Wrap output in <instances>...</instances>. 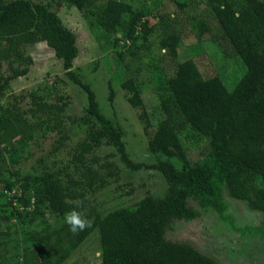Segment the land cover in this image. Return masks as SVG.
<instances>
[{
	"label": "trees",
	"instance_id": "obj_1",
	"mask_svg": "<svg viewBox=\"0 0 264 264\" xmlns=\"http://www.w3.org/2000/svg\"><path fill=\"white\" fill-rule=\"evenodd\" d=\"M60 1L76 8L92 32L113 36V44L120 41L129 45L127 48L134 47L139 39L146 43L156 27L148 26L149 9H132L130 2L135 0ZM260 1L236 6L235 0H204L236 62L233 71L237 76L232 78L231 89L219 73L204 77L191 58L177 61L180 34L168 15L155 16L157 24L163 21L158 54L176 61L173 71L167 73L161 61L151 57L149 85L157 113L147 109L144 87L137 78L120 79L127 102L139 109L138 120L148 135L147 151L154 163L146 166L131 161L121 130L102 114L91 87L71 69L78 56L76 38L50 5L0 0V240H8L13 245L11 250L16 251L6 252V243L0 241V264H63L71 255L73 234L66 222L42 234L27 228L42 226L47 222L46 215L65 217L76 202H83L77 211L85 210L86 192L100 189L107 182L106 176L114 174L112 163L94 168V159L87 158L103 141L116 150L125 167H146L160 173L167 182L166 190L161 197L147 195L105 215L90 214L87 218L93 226L77 236L85 239L98 233L103 264H216L188 244L166 240L165 232L173 221H192L201 212H212L232 226L224 189L230 198L264 213V0ZM193 25L198 26L199 33L204 32L200 22ZM39 42L54 52L67 79L87 99L78 119L86 135L77 143L70 166L52 168L44 159H38L30 172H24L14 167L27 159L40 137L47 133L59 135L53 153L66 141L61 118V110L68 105L66 96L57 95L58 104H51L34 93L8 95L10 83L28 74L31 60L24 55V48ZM125 70L119 63L110 79L124 76ZM113 96L109 87V101ZM27 99L29 103L24 105ZM203 142H207L204 148L200 147ZM197 146L200 148L193 160L190 152ZM72 169L77 175L71 173ZM99 170H106L107 175ZM190 201L200 210L194 209ZM239 231L242 238L251 234L262 237L264 219L263 225Z\"/></svg>",
	"mask_w": 264,
	"mask_h": 264
},
{
	"label": "rangeland",
	"instance_id": "obj_2",
	"mask_svg": "<svg viewBox=\"0 0 264 264\" xmlns=\"http://www.w3.org/2000/svg\"><path fill=\"white\" fill-rule=\"evenodd\" d=\"M29 1L50 5V9L57 13L62 24L74 33L78 56L73 61L71 69L85 84L91 87L102 114L121 130L126 151L133 163L150 166L154 163V157L147 151L148 135L138 120L140 111L132 108L127 102V93L121 89L120 79L125 76L137 78L144 87H142V93L147 109L156 112L154 91L149 85L151 72H148V67L152 63L151 57L155 56L159 59L160 66L167 73L173 71L176 62L166 56L160 57L158 54V41L163 35V21L157 24L155 16L159 18L168 15L172 19L175 32L180 34L181 45L177 52V61L191 58L204 77L219 73L225 84L228 85V89L234 87L232 78L237 76L233 71V65L236 63L233 59L234 56L226 49L227 46L221 37L219 26L209 13L204 0L131 1L133 10L138 9L139 6L150 10L151 12L146 18L148 26L151 27L154 24L156 26L146 43L139 39L132 48H127L129 45L126 47L120 41L113 44L114 37H105L101 31L92 32L81 13L74 7H67L60 0ZM254 2L261 1L235 0L236 6L246 3L256 5ZM181 4L184 6L180 8ZM128 17L129 15H126V18ZM199 22L204 28L202 33H199L198 26H192V23ZM120 36L119 33L117 37L120 38ZM221 50L227 51L230 56H224ZM24 55L29 56L31 60L28 74L10 83L8 95L34 93L51 104H58L55 99L57 95L66 96L64 101L68 105L61 110L63 135L66 136V141L59 146L58 152L53 153L54 147L58 146L54 143L59 139V135L47 133L44 137H40L37 144L30 149L27 159L14 168L30 172L31 166L38 159H44L52 168L61 169L64 166H70L77 143L86 135V128L79 125L78 119L84 113L87 99L83 96L81 89L67 79L62 62L55 57L54 52L45 43L39 42L33 46H27L24 48ZM119 63L126 68L125 75L120 76L117 80H111V74ZM3 71L6 73L5 66ZM152 84L155 85V83ZM109 87L114 93L112 101H109L108 98ZM27 102L29 103V99L24 102V105ZM151 133L152 129L149 130V134ZM206 143H201L200 147L204 148ZM200 147L197 146L191 150V159L196 158ZM88 157L94 159L92 165L94 168L112 163L114 174L107 177L106 170H99L102 175L106 176L107 182L100 189L86 192L85 210L81 212L86 218L90 214L105 215L111 210L132 205L147 195L157 198L165 193L167 182L160 173L146 167L138 170L125 167L119 161L116 150L107 145L105 141ZM74 172L75 170L72 169L71 173L77 175ZM95 186L96 184H94ZM223 196L228 204V213L233 219L232 226L226 225L212 212H201L199 218L192 221H173L166 229L165 239L188 244L201 254L211 258L216 264H264V236L251 234L242 238L239 231L245 227L254 228L263 225L264 213L252 211L246 203L230 198L225 189ZM190 205L194 209L200 210L195 202L190 201ZM42 209L45 211L44 207ZM44 218L47 222L42 223V226L38 224L30 229L27 228V230L34 229L42 234L44 231L50 232L59 228L65 222V217L57 218L54 215H46ZM1 242L6 243V245L4 244L6 252L10 251V254L16 252L11 250L13 245L8 240L3 238ZM70 242L74 249L63 264H91L94 253L100 250L97 232L85 239L73 235ZM0 248H3L1 244Z\"/></svg>",
	"mask_w": 264,
	"mask_h": 264
},
{
	"label": "clouds",
	"instance_id": "obj_3",
	"mask_svg": "<svg viewBox=\"0 0 264 264\" xmlns=\"http://www.w3.org/2000/svg\"><path fill=\"white\" fill-rule=\"evenodd\" d=\"M162 53H166V49L161 50ZM83 202H76V207L71 211L67 212L65 215V222L68 226L69 231L73 235H78L81 232L86 231L87 229L93 226V222L86 218L80 211H77V208H82ZM91 264H103V252L97 250L94 253V258L91 261Z\"/></svg>",
	"mask_w": 264,
	"mask_h": 264
}]
</instances>
